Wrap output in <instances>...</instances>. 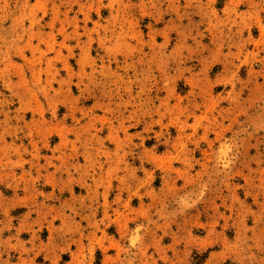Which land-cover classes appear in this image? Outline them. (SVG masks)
I'll list each match as a JSON object with an SVG mask.
<instances>
[{"label":"rangeland","instance_id":"obj_1","mask_svg":"<svg viewBox=\"0 0 264 264\" xmlns=\"http://www.w3.org/2000/svg\"><path fill=\"white\" fill-rule=\"evenodd\" d=\"M0 264H264V0H0Z\"/></svg>","mask_w":264,"mask_h":264}]
</instances>
